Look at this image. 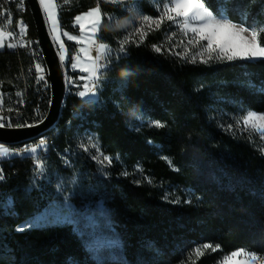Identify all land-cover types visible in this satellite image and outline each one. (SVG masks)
I'll return each mask as SVG.
<instances>
[{
    "label": "trees",
    "instance_id": "16d2710c",
    "mask_svg": "<svg viewBox=\"0 0 264 264\" xmlns=\"http://www.w3.org/2000/svg\"><path fill=\"white\" fill-rule=\"evenodd\" d=\"M54 2L62 30L78 34L75 17L98 0ZM204 2L214 14L226 11L233 22L240 23L241 14L247 13L246 26L264 25V0ZM138 5L143 14H159L151 0H139ZM100 6L105 16L128 17L119 2ZM3 10L13 15L11 27L18 20L27 25L25 41L38 42L26 2L23 10L16 11L4 0ZM170 26L165 22L149 31L142 44L128 48L107 74L97 103H83L69 87L58 122L45 133L51 141L47 160L41 161L43 175L33 178L35 158L3 162L0 264H218L239 249L264 256L262 140L234 124L250 110L264 113V61L187 63L167 51L182 40L176 42L181 34ZM174 31L177 35L170 44L168 37ZM100 35V42L115 49L122 32L115 25L104 26ZM65 44L72 56L76 45L66 40ZM153 46H161L162 52L156 53ZM31 62L23 49H1L0 84L8 90L21 89L25 83L31 88ZM71 72L73 78L81 74ZM50 98V89L38 87L36 93L31 89V103L21 112V121L37 119V108L47 113ZM149 121L165 127H149ZM136 127L140 130L134 131ZM90 133L112 158L105 176L90 153L83 151ZM39 138L8 145L9 151L34 146ZM72 171L83 187L70 200L81 212L88 210V201L101 203L99 211H92L98 215L94 224L116 239L112 247L93 250L73 223L16 230L50 204L55 180ZM7 197L14 201L10 215L3 208ZM206 243L216 251L202 248V255L195 254Z\"/></svg>",
    "mask_w": 264,
    "mask_h": 264
},
{
    "label": "snow or ice",
    "instance_id": "6c2138e0",
    "mask_svg": "<svg viewBox=\"0 0 264 264\" xmlns=\"http://www.w3.org/2000/svg\"><path fill=\"white\" fill-rule=\"evenodd\" d=\"M8 2L15 3L18 11L23 9L24 0H8ZM64 2H67V0H64ZM109 2L112 4L119 2L121 11H131L135 16L120 22V18L115 13L107 16L103 15L100 4ZM153 2L160 5V11L156 18L143 14L140 11L138 0H98L95 7L75 17L74 26L78 25L79 27L78 34L73 35L61 28L56 11L58 4L54 0H39V7L42 10L44 22L58 55L59 65L62 68H66L70 64L73 70L78 68L81 73L75 78L65 73L64 79L66 86L75 88L74 94L83 103H97L98 94L103 82L107 79V74L115 70L114 64L127 55L130 46L142 44L149 31L160 29L165 22L175 25L179 34L185 38L180 41V44L184 45L181 51H175V48L180 45H173L167 51L187 63L210 65L212 63L226 64L237 61L249 63L264 61V42L261 39V37H264V25L246 26L247 13H242L241 22L236 23L228 17L226 11H217L214 14L206 6L204 0H153ZM3 3L4 0H0V20H7V24L10 26L12 24L11 13L3 10ZM137 23L139 26H137ZM113 25H115L116 30L122 32V36L118 37L117 48L115 49L106 43L100 42L102 41V36L100 35L102 27L112 28ZM17 27L19 29L18 32L14 29L8 32L0 31V49L25 47L24 36L27 25L23 20H20L17 23ZM176 35L177 32L174 31L168 37L170 44ZM5 36L10 40L14 37H18V39H16V42H6ZM62 37H66L67 41H75L77 45L81 46L75 55H69L65 40ZM27 43L30 46L33 42L28 41ZM153 47L156 53L162 52L161 46ZM93 50H95V55L92 54ZM34 70L36 74L35 82L37 84L42 83L45 89H49L50 85L46 78V65L37 62L34 64ZM127 75L128 73L125 72L124 76L127 77ZM52 103L53 101L50 98L49 106ZM8 111L11 112L12 109L9 108ZM45 119L46 117L36 119L32 123L25 121L14 125L7 116L0 115V129L5 127L33 128L43 124ZM141 123H143L142 119ZM236 123L238 126L243 125L242 131L251 130L258 133L260 139L264 140V113L250 110ZM148 126L163 128L165 124L160 121H149ZM231 129L232 125H229L228 130ZM133 130L139 131L140 128L136 127ZM89 139L92 138L90 137ZM149 143L151 142L149 141ZM48 148L46 137L39 138L34 146L31 144L26 145L17 152H10L9 147L0 143V168H2L3 162L7 159L32 160L35 158L36 163L33 164V178L35 179L37 176L44 174L45 166L41 161L47 160ZM92 148L99 152L95 144L92 145ZM88 150L86 147L83 148L84 152ZM91 159L96 160L101 166H104L105 163L108 165L112 163V158L102 154L100 157L92 155ZM169 163H171L170 160ZM124 175H127V173H124ZM2 178V173H0V179ZM57 187L61 192L66 190L62 184H58ZM69 201L70 196L63 197L64 206L71 209L72 205ZM13 207L14 201L12 200L6 201L3 205L9 215ZM43 218V215H41L30 219L26 222V225H21L16 230L19 232L39 230L41 227L40 221ZM66 222L70 221L66 218ZM202 248L216 251L215 247L207 243ZM195 252L197 255L203 254L202 249L199 247L195 249ZM237 257H243V259L237 260L235 259ZM70 264H74V262H70ZM224 264H264V256L242 249L225 257Z\"/></svg>",
    "mask_w": 264,
    "mask_h": 264
},
{
    "label": "rangeland",
    "instance_id": "374dc122",
    "mask_svg": "<svg viewBox=\"0 0 264 264\" xmlns=\"http://www.w3.org/2000/svg\"><path fill=\"white\" fill-rule=\"evenodd\" d=\"M151 3L156 7V9L158 11H160V5L158 3L154 4L153 0H151ZM12 4L14 5L16 11H18L17 5L15 3H12ZM24 6H25V0L23 3V8H24ZM125 12H126L128 17H126V18H120L119 17L120 22H124L125 20L129 19L130 17L135 16V14L132 13L131 11H125ZM57 16H58V14H57ZM12 18H13V15L11 13V19ZM153 18H156V17H153ZM18 21H20V20H18ZM137 26H139L138 23H137ZM170 27H176V26L171 25ZM13 29L16 30L17 32L19 31L17 25H16V27H11V26H8L7 20H2V22L0 24V31L8 32V31L13 30ZM5 39H6V36H5ZM16 39H18V37H14L13 39L9 40L8 42H16ZM62 39H63V37H62ZM180 39H185V38L181 35L180 38H177L175 40H177L176 42H178V41H180ZM65 40L67 41L66 38H65ZM185 43H186V40H185ZM179 45H181L182 47L181 48L178 47V49H183L184 45H182V44H179ZM76 52H77V49H75V52L73 53V55ZM67 67H69L70 71H73L70 68V64H68ZM234 124H235V127L237 129L242 131L241 130L243 128L242 124L238 126L236 121ZM90 137L92 139H89ZM93 144H95L96 148L99 149V152H96V150L94 148H92ZM83 147L84 148L86 147L89 149L88 152L90 153L91 156L96 155L97 157H100L101 154L105 155L103 153L102 149L100 148L99 143H98L94 134H91V133L88 134V136L86 138V144ZM262 148L264 150V140H262ZM93 161L96 163L101 175L105 176L107 173V168H109L111 166V164L108 165L107 163H105L104 166H101L97 163L96 160H93ZM74 181H75V183H74ZM58 184H62L66 190L61 192L57 187ZM80 187H83V185H81L80 176H78V173L76 171H72L71 173L60 174V176H58V179L55 180V186H54L55 196H54V199L50 202V204L43 211H41L40 213L29 218L27 221L43 215L44 218H43V220L40 221V224H41V226H47V225H51V224L65 223L66 218H67V220L70 221L67 223L76 224L78 232L83 233L85 235V237L87 239L88 246L90 248H92L93 250L101 249L104 247H108V248L112 247L115 244L116 239L114 237L112 238L110 236H107L108 231L106 233V231H104L103 229L99 230L97 228V226L94 224L97 222L98 215H97V217H95L96 215H92V211L94 209H96L97 211H99L101 209L102 206H101L100 202H92V201L86 202L85 207L88 209L86 211L87 213L81 212V210H79V208H77L71 200L69 201L72 205L71 209H68L64 206L63 197L73 195L74 192L77 191ZM8 200H11V199L9 197H7L6 201H8ZM26 222L23 223L22 225H26ZM199 248L202 249V247H200V246H199ZM239 250H242V249H239ZM236 251H238V250H236ZM195 254H196V252H195ZM230 255H231V253L224 255L218 264H224L225 257L230 256ZM235 259L239 260V259H243V257H237Z\"/></svg>",
    "mask_w": 264,
    "mask_h": 264
},
{
    "label": "water",
    "instance_id": "95a60500",
    "mask_svg": "<svg viewBox=\"0 0 264 264\" xmlns=\"http://www.w3.org/2000/svg\"><path fill=\"white\" fill-rule=\"evenodd\" d=\"M31 13L38 42L42 49L47 74L50 82L52 105L49 106L43 124L33 128H3L0 129V143L4 145H15L40 137L50 131L58 122L66 95V84L63 68L59 65L58 55L53 46L49 30L44 22L39 0H25Z\"/></svg>",
    "mask_w": 264,
    "mask_h": 264
},
{
    "label": "built area",
    "instance_id": "2783aa9c",
    "mask_svg": "<svg viewBox=\"0 0 264 264\" xmlns=\"http://www.w3.org/2000/svg\"><path fill=\"white\" fill-rule=\"evenodd\" d=\"M32 42L33 43L30 46L28 45L27 41H25V47H23V48L18 47L16 49H8V50L13 51V52L19 51V49H23V50H25V53L27 54V56H29L32 59L31 67L28 70L29 73H31L33 75V82L34 83H33L32 87L29 88L28 84L25 83V86L21 89L8 90V89H6V87L3 84H0V115L7 116L14 125L16 123H23L21 121V119H22L21 112H23L27 108V106L29 105V102L31 103V101L29 99V92L31 91V89H32L33 93H36V88H38V87H40L41 90H44V91H46V90L48 91L50 89V88L45 89L43 87L42 83L37 84L35 82V75L36 74H35V70H34V64L39 62L42 65H45V60H44V55H43V52H42V49H41L39 43H37L36 41H33V40H32ZM93 54L95 55V50H93ZM63 71H64V74L67 73V75L71 76L72 72L69 70V67L63 68ZM46 78H47L48 84L50 85L49 77H48L47 73H46ZM68 89H69V87L66 86V92ZM12 93H14V97L11 96ZM17 94H19V95H17ZM9 108L12 109L11 112L8 111ZM34 112H35V117H38L37 119L44 118L45 114H47V113L43 112L42 110H39L38 108L34 109ZM34 120H36V119L34 118V119H30V120H25V121L32 123ZM44 135H46V134H44ZM42 136H40V137L43 138ZM44 137L47 138V142L49 145V143L51 141V136L46 135ZM5 146L8 147V145H5ZM19 149H21V148H17V150H16V149H12L10 147L11 152H16ZM47 155H48V152H47Z\"/></svg>",
    "mask_w": 264,
    "mask_h": 264
},
{
    "label": "crops",
    "instance_id": "0c3cea01",
    "mask_svg": "<svg viewBox=\"0 0 264 264\" xmlns=\"http://www.w3.org/2000/svg\"><path fill=\"white\" fill-rule=\"evenodd\" d=\"M89 11V10H88ZM85 13V12H84ZM83 14V13H82ZM79 15H81V14H79ZM75 22V21H74ZM75 26H77V27H79L78 25H75ZM71 34V33H70ZM73 35H77V34H73ZM66 38V37H65ZM6 42H8L10 39L6 36ZM70 42H72V43H74L75 45H76V49H77V52L79 51V47H81L80 45H77L76 44V42L75 41H70ZM1 50V49H0ZM93 54V53H92ZM75 55V54H74ZM94 55V54H93ZM70 68H71V65H70ZM72 69V68H71ZM73 70V69H72ZM73 71H76V72H79V69H75V70H73ZM80 73V72H79Z\"/></svg>",
    "mask_w": 264,
    "mask_h": 264
}]
</instances>
